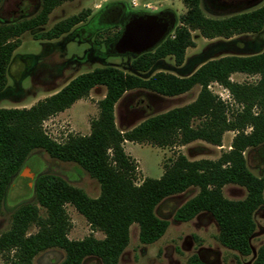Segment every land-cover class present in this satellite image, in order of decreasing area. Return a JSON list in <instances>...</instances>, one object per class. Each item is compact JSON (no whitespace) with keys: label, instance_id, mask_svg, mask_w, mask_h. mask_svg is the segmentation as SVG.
<instances>
[{"label":"trees","instance_id":"1","mask_svg":"<svg viewBox=\"0 0 264 264\" xmlns=\"http://www.w3.org/2000/svg\"><path fill=\"white\" fill-rule=\"evenodd\" d=\"M40 1V11L34 18L0 23V91L6 83L5 72L12 53L20 46V36L43 25L53 8L70 0ZM182 2L186 12L179 18V25L153 50L132 59L130 67L135 73L148 72L168 56L176 66L182 65L185 50L194 46L191 31H198L205 39H231L259 33L264 27V4L249 12L210 19L200 9L201 0ZM86 18L83 12L69 17L36 39H57ZM120 34L119 28L107 46L113 45ZM235 73L258 76V80L253 84H238L230 80ZM210 83L226 89L240 108L228 109L208 90ZM96 86L104 87L105 95L97 102L98 115L90 122L89 134L69 135L62 143L49 138L42 129L43 122L86 98ZM195 86L200 90L193 102L151 116L127 131L115 126L114 106L127 91L145 90L174 97ZM194 122L197 123L194 125ZM225 132H235V135L230 149L218 159L189 161L179 153L163 166L158 179L144 178L135 184L136 165L124 152L125 142L163 148L202 141L219 147ZM263 142L264 50L255 55H229L207 61L187 77L157 72L143 78L113 67L95 68L78 75L30 108H0V206L10 180L20 172L33 150H43L53 159L76 164L100 188L98 197L89 198L59 176L37 174L32 189L46 215L41 217L38 208L29 203L14 211L10 228L0 235L3 264H31L37 254L53 248L64 252L59 264H82L88 257L98 259L101 264H118L129 241V227L138 226L141 244L156 242L168 222L155 215V207L163 199L189 188H197L198 193L176 209L173 220L188 222L200 213H207L217 225L219 244L248 256L249 241L255 231L253 214L264 206V166L261 176L253 175L246 166L244 152ZM229 184L244 188L245 197L242 200L224 198L222 188ZM65 205L73 207L85 218L91 231L102 233L103 238L89 235L82 240L68 239L70 222ZM30 226L36 228L34 234H27ZM187 264L205 263L193 255ZM234 264L243 263L236 259ZM253 264H264V244L258 248Z\"/></svg>","mask_w":264,"mask_h":264},{"label":"rangeland","instance_id":"2","mask_svg":"<svg viewBox=\"0 0 264 264\" xmlns=\"http://www.w3.org/2000/svg\"><path fill=\"white\" fill-rule=\"evenodd\" d=\"M264 4V0H201L200 9L210 19H222L232 15L249 12ZM41 8L40 0H0V23L21 21L34 18ZM111 11L115 16L108 12ZM108 10V11H106ZM167 11L175 18V27L179 18L185 14L182 0H70L63 1L48 14L43 25L24 32L20 36V46L14 50L6 68V83L0 91V108H30L37 102L62 89L68 82L80 74L100 67H113L126 74L148 78L157 72L176 77H187L207 61L224 56H249L264 50V27L256 34H242L231 39H205L198 31H191L193 47L185 50L182 65L176 66L171 56L158 61L148 72L135 73L130 63L132 55H116L106 49L119 30L120 18L131 12L153 14ZM85 13L84 22L73 27L67 33L54 40L36 39L52 27L77 15ZM122 15L120 16V13ZM109 13V14H108ZM119 15L117 16V14ZM117 16V17H116ZM174 27V28H175ZM172 32V31H171ZM230 80L238 84H253L258 76L232 74ZM200 90L199 86L174 97H165L145 90L127 91L114 106V122L118 130L127 131L145 119L165 113L193 102ZM208 90L216 95L228 109L240 107L229 92L210 83ZM105 95V88L96 86L86 98L76 101L69 109L45 120L42 129L52 140L62 143L67 136H84L90 132V122L98 115L97 102ZM197 122H194V125ZM249 128L246 132H249ZM235 132H225L219 147L202 141H194L183 146L159 148L147 143L125 142L124 152L135 162V184L144 178L158 179L163 166L182 154L189 161L201 159L216 160L222 152L230 149ZM249 171L259 177L264 166V142L244 152ZM37 174H51L61 177L69 185L82 190L89 198L99 196L100 188L96 180L90 178L74 163L62 162L49 157L43 150H33L20 172L14 176L3 196L0 206V235L11 226V217L21 205H35L39 215L45 217V210L37 203L32 183ZM198 193L197 188H189L184 193L163 199L154 210L155 215L168 222L164 234L154 243L144 245L138 240V226L129 227V241L119 257L118 264H187L188 259L196 255L205 264H234L240 260L243 264H253L258 248L264 244V206L253 214L255 231L250 238V254L239 253L222 247L218 240V228L207 213H200L188 222H175L173 215L177 208ZM224 198L242 200L246 191L237 185H225L222 188ZM264 197V191H263ZM65 212L70 222L67 238L82 240L92 235L102 239L103 234L91 231L85 218L69 205ZM36 228L30 226L27 234H34ZM64 252L58 248L48 249L37 254L31 264H59ZM4 258L0 255V264ZM82 264H101L93 257L86 258Z\"/></svg>","mask_w":264,"mask_h":264},{"label":"water","instance_id":"3","mask_svg":"<svg viewBox=\"0 0 264 264\" xmlns=\"http://www.w3.org/2000/svg\"><path fill=\"white\" fill-rule=\"evenodd\" d=\"M175 27V18L170 21L159 14H143L131 18L123 27L114 43L116 55L134 57L153 50Z\"/></svg>","mask_w":264,"mask_h":264},{"label":"flooded vegetation","instance_id":"4","mask_svg":"<svg viewBox=\"0 0 264 264\" xmlns=\"http://www.w3.org/2000/svg\"><path fill=\"white\" fill-rule=\"evenodd\" d=\"M109 10V9H108ZM106 10V11H108ZM114 11V10H111ZM110 10L108 12H110L112 14V17L115 16L113 14V12H111ZM109 14V13H108ZM143 14H148L145 12H134V13H128V15L126 17H121L120 18V31L122 32L124 25L131 19L134 18L135 16H139V15H143ZM153 14H159V16H165L169 21L174 17L171 13L167 12V11H158L156 13ZM119 15V13L117 14V16ZM122 15V12L120 13V16ZM116 16V17H117ZM173 31V30H172ZM170 34V33H169ZM168 36V35H167ZM115 43V42H114ZM114 43L113 45H110L109 47L107 46L106 49H114Z\"/></svg>","mask_w":264,"mask_h":264}]
</instances>
